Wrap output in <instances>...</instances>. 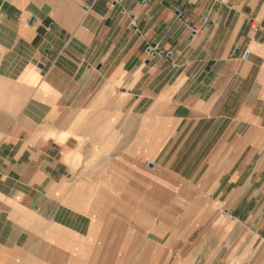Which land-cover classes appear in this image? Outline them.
I'll use <instances>...</instances> for the list:
<instances>
[{"label":"crops","instance_id":"obj_1","mask_svg":"<svg viewBox=\"0 0 264 264\" xmlns=\"http://www.w3.org/2000/svg\"><path fill=\"white\" fill-rule=\"evenodd\" d=\"M166 230L264 264V0H0V264Z\"/></svg>","mask_w":264,"mask_h":264},{"label":"rangeland","instance_id":"obj_2","mask_svg":"<svg viewBox=\"0 0 264 264\" xmlns=\"http://www.w3.org/2000/svg\"><path fill=\"white\" fill-rule=\"evenodd\" d=\"M170 235L169 231L164 232H156L155 234L144 232V247L140 249L141 251L136 252L135 248L131 245L128 246V264H173L172 255L174 254L172 250H168V248H164L168 237ZM199 232H192L189 241L191 243L195 242ZM136 236L130 235L128 238V243H134ZM149 238V239H147ZM150 240V241H149ZM151 240L155 241V247L151 245ZM160 249L157 248L158 245ZM190 246V245H189ZM183 246L179 247L175 253L182 254L183 253ZM175 264V262H174ZM177 264H183L181 262ZM193 264H204L202 262H193Z\"/></svg>","mask_w":264,"mask_h":264},{"label":"built area","instance_id":"obj_3","mask_svg":"<svg viewBox=\"0 0 264 264\" xmlns=\"http://www.w3.org/2000/svg\"><path fill=\"white\" fill-rule=\"evenodd\" d=\"M252 23H254L253 20H252ZM253 28L256 29V28H257V25L254 24V25H253Z\"/></svg>","mask_w":264,"mask_h":264}]
</instances>
